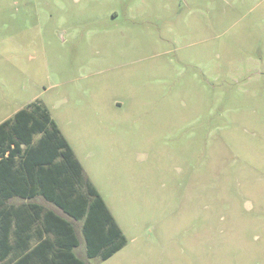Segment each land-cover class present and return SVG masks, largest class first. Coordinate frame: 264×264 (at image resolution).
<instances>
[{
    "label": "rangeland",
    "instance_id": "1",
    "mask_svg": "<svg viewBox=\"0 0 264 264\" xmlns=\"http://www.w3.org/2000/svg\"><path fill=\"white\" fill-rule=\"evenodd\" d=\"M33 103L127 238L88 264H264V0H0V118Z\"/></svg>",
    "mask_w": 264,
    "mask_h": 264
},
{
    "label": "trees",
    "instance_id": "2",
    "mask_svg": "<svg viewBox=\"0 0 264 264\" xmlns=\"http://www.w3.org/2000/svg\"><path fill=\"white\" fill-rule=\"evenodd\" d=\"M104 262L127 238L48 109L0 124V264Z\"/></svg>",
    "mask_w": 264,
    "mask_h": 264
},
{
    "label": "crops",
    "instance_id": "3",
    "mask_svg": "<svg viewBox=\"0 0 264 264\" xmlns=\"http://www.w3.org/2000/svg\"><path fill=\"white\" fill-rule=\"evenodd\" d=\"M21 110V109H20ZM20 110H18V111H20ZM17 111V112H18ZM17 112H15L14 114H12L10 117H1L0 118V124L1 123H3L4 121H6V120H8V119H10L11 117H13ZM76 154V153H75ZM77 156V155H76ZM78 158V157H77ZM85 245V244H84Z\"/></svg>",
    "mask_w": 264,
    "mask_h": 264
}]
</instances>
